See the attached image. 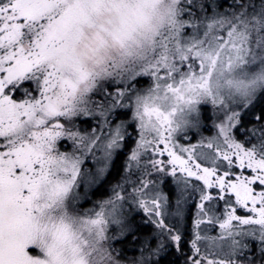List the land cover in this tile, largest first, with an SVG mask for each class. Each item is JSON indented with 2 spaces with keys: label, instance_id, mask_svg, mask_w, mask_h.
Masks as SVG:
<instances>
[{
  "label": "snow or ice",
  "instance_id": "obj_1",
  "mask_svg": "<svg viewBox=\"0 0 264 264\" xmlns=\"http://www.w3.org/2000/svg\"><path fill=\"white\" fill-rule=\"evenodd\" d=\"M0 264H264V0H0Z\"/></svg>",
  "mask_w": 264,
  "mask_h": 264
}]
</instances>
